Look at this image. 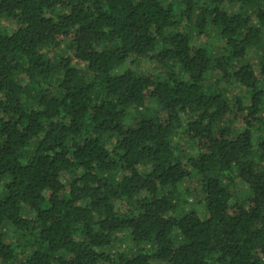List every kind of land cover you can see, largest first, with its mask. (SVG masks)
<instances>
[{
    "label": "trees",
    "instance_id": "1",
    "mask_svg": "<svg viewBox=\"0 0 264 264\" xmlns=\"http://www.w3.org/2000/svg\"><path fill=\"white\" fill-rule=\"evenodd\" d=\"M2 18L0 264H264V0H0ZM191 169L207 218L181 205ZM124 231L137 248H109Z\"/></svg>",
    "mask_w": 264,
    "mask_h": 264
},
{
    "label": "rangeland",
    "instance_id": "2",
    "mask_svg": "<svg viewBox=\"0 0 264 264\" xmlns=\"http://www.w3.org/2000/svg\"><path fill=\"white\" fill-rule=\"evenodd\" d=\"M227 7L229 9H238L240 6L238 4H230V5H227ZM0 26H6L8 29L12 30L16 25L5 18H2L0 19ZM209 44L213 46H217L218 48L220 47V45L222 46V42L219 41L218 39H215V37L213 38V40L209 42ZM261 52L262 51L260 50L259 51L253 50L250 53H248V57L251 60L255 61L257 64H259L260 61H263L260 58ZM151 67H152V63H150L149 61H143V63L140 66V69H150ZM160 69L162 70V68ZM183 76L185 78L187 77L185 74H183ZM207 78L210 82L217 80L218 76L216 74L215 69H211L210 71H208ZM220 85L222 87H225V84H223L222 82H220ZM227 92L229 93L230 96H233L235 94L243 96L246 92V89L243 87H236L234 85V86L227 88ZM245 100L249 102L248 98H245ZM154 104L155 103H153V106ZM243 127L244 125L241 124L238 126L237 129L239 130V129H242ZM193 142H191L190 144L195 145ZM182 145L183 144L179 142L178 146L181 149L184 148ZM186 145H189V144L186 143ZM192 145L188 149L184 150L185 154H183L179 148L176 150V154L177 155L178 154L187 155V153H190L191 155L196 154L195 153L196 147L192 148ZM228 175L232 177L233 182L230 184V188L233 190L235 196H237L238 198H246L251 194V190L249 186L247 185V183L241 178H239L236 175V173L231 172V173H228ZM190 177L191 178L188 177L189 179L187 178L186 180L181 182V184H179V189H181L182 191V200H183L181 202V205L186 209L194 208L200 214L201 218H207L208 212L206 209V205H205V202H202L204 189L200 181V178H198V175L196 174L194 169H191ZM28 216L31 217L33 216V214L32 213L28 214ZM109 248L125 249V250L133 251L137 248V244L134 243L132 239L128 236V234L124 231V232L118 233V236L116 237L114 241V244L109 246ZM154 264H161V263L155 262Z\"/></svg>",
    "mask_w": 264,
    "mask_h": 264
}]
</instances>
